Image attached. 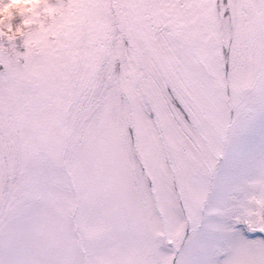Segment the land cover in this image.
I'll use <instances>...</instances> for the list:
<instances>
[{
  "label": "snow or ice",
  "instance_id": "obj_1",
  "mask_svg": "<svg viewBox=\"0 0 264 264\" xmlns=\"http://www.w3.org/2000/svg\"><path fill=\"white\" fill-rule=\"evenodd\" d=\"M0 264H264V0H0Z\"/></svg>",
  "mask_w": 264,
  "mask_h": 264
}]
</instances>
